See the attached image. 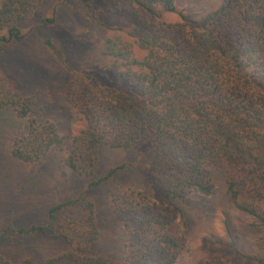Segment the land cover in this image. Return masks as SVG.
<instances>
[{"label":"trees","instance_id":"1","mask_svg":"<svg viewBox=\"0 0 264 264\" xmlns=\"http://www.w3.org/2000/svg\"><path fill=\"white\" fill-rule=\"evenodd\" d=\"M47 1H0V56L23 41L24 23ZM129 2L154 17L179 13L180 21L133 42L109 39L103 70L115 73L111 86L92 76L68 85L66 101L81 123L68 148L59 124L36 116L35 95L0 81V114L10 112L16 121L10 157L38 165L67 149L63 174L88 178V189H96L126 168L110 167L98 176L101 148L108 147L139 153L144 178L170 200L209 197L223 186L258 234L249 259L264 264V0H224L200 22L178 11L177 0ZM111 210L124 235L110 252L97 251L102 234L88 191L52 206L47 225L16 226L15 215L0 229V241L16 242L13 234L46 235L57 223L56 243L64 249L16 262L0 254V264L178 263L187 240L174 208L125 187L112 192ZM206 264L225 263L213 257Z\"/></svg>","mask_w":264,"mask_h":264},{"label":"rangeland","instance_id":"2","mask_svg":"<svg viewBox=\"0 0 264 264\" xmlns=\"http://www.w3.org/2000/svg\"><path fill=\"white\" fill-rule=\"evenodd\" d=\"M223 1L177 0V8L189 20L200 22ZM179 21V13L154 17L132 7L129 0H48L24 23L23 41L4 48L0 81L8 89L35 95L40 109L36 116L59 124L68 148L81 129L77 111L65 98L68 85L92 76L102 86H111L116 81L115 73L103 70L109 39L133 42L162 24ZM15 123L10 112L0 114V229L15 215L16 226L29 229L33 225H47L52 206L88 191L96 205L102 234L97 251L110 252L115 248L114 239L124 235L113 217L111 194L117 188L132 187L178 212L187 244L177 264H206L213 257L225 264H254L249 258L257 251L258 234L250 217L230 201L225 187H219L209 197L196 194L185 202L170 200L144 178V161L139 153L103 147L98 176L110 167L126 168L112 182L88 189L90 179L63 174L67 149L51 153L38 165L12 159L8 148ZM57 231L55 223L46 235L13 234L16 242L0 241V254L12 262L29 256H54L64 249L56 243Z\"/></svg>","mask_w":264,"mask_h":264}]
</instances>
